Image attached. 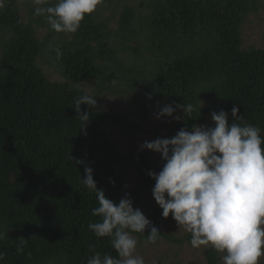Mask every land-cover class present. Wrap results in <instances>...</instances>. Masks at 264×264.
Segmentation results:
<instances>
[{"label": "trees", "instance_id": "1", "mask_svg": "<svg viewBox=\"0 0 264 264\" xmlns=\"http://www.w3.org/2000/svg\"><path fill=\"white\" fill-rule=\"evenodd\" d=\"M2 3L0 264H87L97 252L117 257L111 238L88 227L100 218L92 215L98 201L82 183L84 169H93L97 189L118 204L126 186L119 166H132L141 184L130 199L139 203L142 186L155 185L148 173L158 174L164 161L119 152L109 130L129 140L147 132L161 101L194 109L185 117L177 108L180 121L168 138L201 126L211 112L225 111L231 123L233 106L243 118L237 122L259 127L264 137V48H244L241 33L248 16L264 8L261 0H100L75 33H57L36 14L57 0H25L24 15L19 0ZM140 93L130 115L81 105L90 114L81 131L74 107L82 95ZM165 220L162 211L153 213L157 239L190 242L191 233L165 235ZM149 234L150 227L132 233L141 243ZM220 254L206 248V264H220Z\"/></svg>", "mask_w": 264, "mask_h": 264}, {"label": "clouds", "instance_id": "2", "mask_svg": "<svg viewBox=\"0 0 264 264\" xmlns=\"http://www.w3.org/2000/svg\"><path fill=\"white\" fill-rule=\"evenodd\" d=\"M38 2L43 4L45 0ZM99 2L57 0L55 6L37 8L36 14L46 15L49 26L57 33H75ZM81 105L95 107L96 98L82 95L75 100L74 109L83 131L90 114L81 112ZM177 108L185 117L194 110L191 104L166 105L158 118L172 117ZM238 111L232 107L231 123L225 111L213 112L214 127L194 124L190 131L181 129L172 138L146 141L141 148L158 153L164 161L158 174L148 173L155 180L153 198L163 218L171 213L178 226L191 233L193 248L211 246L224 253L223 264H258L264 255V137L259 127L238 123L243 119ZM82 183L95 192L98 201L92 215L100 220L88 227L97 238L110 237L117 253V257H101L97 252L87 264H145L143 257L134 255L137 240L132 233L144 234L150 227L146 243L151 244L160 234L158 229L151 226L140 209L133 208L127 195L117 204L102 189L98 190L91 167H85Z\"/></svg>", "mask_w": 264, "mask_h": 264}, {"label": "rangeland", "instance_id": "3", "mask_svg": "<svg viewBox=\"0 0 264 264\" xmlns=\"http://www.w3.org/2000/svg\"><path fill=\"white\" fill-rule=\"evenodd\" d=\"M25 0H19V4L22 6ZM264 0H261V4ZM22 14H25V9L22 6ZM110 12L104 13L105 16H108ZM46 29L38 30L39 37H44L46 34ZM242 41L243 47H255L262 49L264 48V8L260 9L257 14H251L248 16V22L243 28ZM135 43H133L134 45ZM41 65H44L41 63ZM44 67V66H42ZM45 72H47L52 79L56 77L52 75V70L49 67H46ZM93 85L87 86V89H92ZM142 97V94H137L136 96L130 97H110L107 95H102L96 100L97 107L99 109L105 110H116L125 115L134 114L137 111L136 101H139ZM171 105L167 101H161L157 105L155 114L150 120V124L147 126V132L139 133L131 140L125 139L123 134L120 131L114 130L111 128L110 134L113 141L116 144V148L119 152H124L128 149H133L136 152L145 153L146 156L153 161L154 164H159L161 162V157L158 153H154L147 149H142L141 146L144 142H152L157 138H168L169 134H172L175 131V125L173 121H180L175 119L178 117L176 111H174L172 117H159L160 110L166 106ZM213 113V112H211ZM211 113L209 118L201 126L208 128L214 127V123L211 120ZM135 116V115H134ZM121 175L126 180V186L122 191L121 199L126 195L128 198H131V194L134 190L140 188L141 177L135 171L132 166H119ZM134 209H140L145 217L150 221L153 217L154 212L162 211V209L155 203L152 196V188H145L142 186L141 194L139 198V203L132 205ZM162 230L165 235H173L177 238H184L189 234L183 226H178V224L172 219L171 213L166 218ZM137 240L136 250L134 255L143 257L145 264H206V259L204 251L210 246H201L199 248H193L190 245V242L183 241L180 246L177 243H171L164 238H159L155 243H146L139 242L138 238L134 236ZM224 253L220 254L221 262L223 264ZM258 264H264V255L259 259Z\"/></svg>", "mask_w": 264, "mask_h": 264}]
</instances>
